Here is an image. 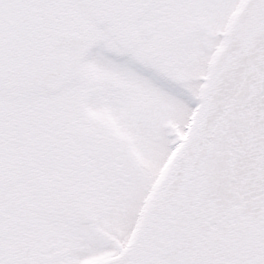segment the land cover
<instances>
[{
	"label": "snow or ice",
	"instance_id": "snow-or-ice-1",
	"mask_svg": "<svg viewBox=\"0 0 264 264\" xmlns=\"http://www.w3.org/2000/svg\"><path fill=\"white\" fill-rule=\"evenodd\" d=\"M0 264H264V0H0Z\"/></svg>",
	"mask_w": 264,
	"mask_h": 264
}]
</instances>
